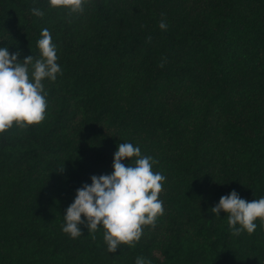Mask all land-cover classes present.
I'll return each instance as SVG.
<instances>
[{
    "label": "trees",
    "instance_id": "1",
    "mask_svg": "<svg viewBox=\"0 0 264 264\" xmlns=\"http://www.w3.org/2000/svg\"><path fill=\"white\" fill-rule=\"evenodd\" d=\"M45 28L62 74L42 81L40 124L0 133V264H264L259 219L233 235L211 212L233 190L264 197V0H0V48L19 61L41 58ZM123 142L158 161L164 214L109 253L102 225H62Z\"/></svg>",
    "mask_w": 264,
    "mask_h": 264
},
{
    "label": "clouds",
    "instance_id": "2",
    "mask_svg": "<svg viewBox=\"0 0 264 264\" xmlns=\"http://www.w3.org/2000/svg\"><path fill=\"white\" fill-rule=\"evenodd\" d=\"M86 2L49 0L52 8H66L70 13H82ZM32 13L39 17L44 15L37 8H33ZM159 27L166 31L168 25L161 20ZM41 37L37 42L41 58L34 63L33 56L21 62L18 60L20 52L10 54L7 47L0 48V133L12 128L14 123L27 128L45 119L47 102L42 81L48 78L54 82L57 74L62 72L49 30L43 29ZM165 61L166 58L159 65L161 68ZM29 65L33 69L31 79ZM133 157L136 158L134 161ZM124 160H130V166L126 167L122 163ZM154 163L158 161L150 156H142L138 146L120 143L114 154V172L111 175H93L91 185L85 183L77 189L74 202L64 214L62 231L76 239L82 235L79 225L86 224L95 239L94 234L102 225L109 253H115L121 245L134 246L141 239L144 226L151 225L154 228L157 217L164 214L159 194L166 177L153 172ZM221 211L227 214L233 235H240L244 231L254 233L257 219L264 225V197L248 202L233 190L229 195L222 196L211 209L216 217H220ZM82 216L86 217V221ZM135 264H146V260L138 256Z\"/></svg>",
    "mask_w": 264,
    "mask_h": 264
}]
</instances>
